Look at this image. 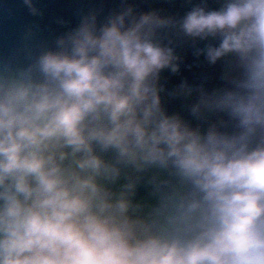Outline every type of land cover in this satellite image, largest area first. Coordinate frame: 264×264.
<instances>
[{"label":"clouds","instance_id":"9594fccd","mask_svg":"<svg viewBox=\"0 0 264 264\" xmlns=\"http://www.w3.org/2000/svg\"><path fill=\"white\" fill-rule=\"evenodd\" d=\"M0 264H264V0H0Z\"/></svg>","mask_w":264,"mask_h":264}]
</instances>
